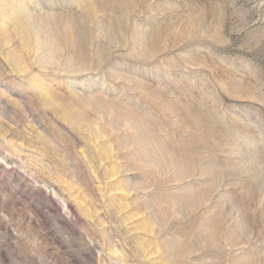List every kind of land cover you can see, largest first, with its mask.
I'll list each match as a JSON object with an SVG mask.
<instances>
[{
  "label": "rangeland",
  "instance_id": "374dc122",
  "mask_svg": "<svg viewBox=\"0 0 264 264\" xmlns=\"http://www.w3.org/2000/svg\"><path fill=\"white\" fill-rule=\"evenodd\" d=\"M0 264H264V0H0Z\"/></svg>",
  "mask_w": 264,
  "mask_h": 264
},
{
  "label": "bare ground",
  "instance_id": "6f19581e",
  "mask_svg": "<svg viewBox=\"0 0 264 264\" xmlns=\"http://www.w3.org/2000/svg\"><path fill=\"white\" fill-rule=\"evenodd\" d=\"M22 8L24 7L23 5L21 6ZM21 9V8H20ZM35 36V35H34ZM36 37V36H35ZM24 43H27V41L26 42H24ZM29 45V44H28ZM26 46V45H25ZM27 48V47H26ZM28 49H29V47H28Z\"/></svg>",
  "mask_w": 264,
  "mask_h": 264
}]
</instances>
